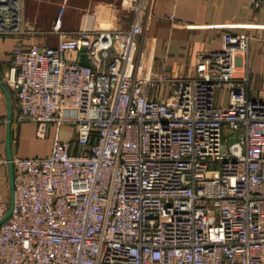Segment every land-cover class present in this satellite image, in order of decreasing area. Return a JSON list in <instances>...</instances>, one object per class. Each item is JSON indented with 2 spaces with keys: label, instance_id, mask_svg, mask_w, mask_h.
I'll use <instances>...</instances> for the list:
<instances>
[{
  "label": "built area",
  "instance_id": "obj_1",
  "mask_svg": "<svg viewBox=\"0 0 264 264\" xmlns=\"http://www.w3.org/2000/svg\"><path fill=\"white\" fill-rule=\"evenodd\" d=\"M144 3L123 0L128 28L73 36L63 4L47 44L25 0H0V33L29 39L13 50L17 119L74 131L48 154L0 152V177L14 173L0 264H264V98L237 75L252 36L225 32L193 71L158 73L141 55Z\"/></svg>",
  "mask_w": 264,
  "mask_h": 264
},
{
  "label": "crops",
  "instance_id": "obj_2",
  "mask_svg": "<svg viewBox=\"0 0 264 264\" xmlns=\"http://www.w3.org/2000/svg\"><path fill=\"white\" fill-rule=\"evenodd\" d=\"M25 3V19L37 28L35 39L47 44L59 41V33L51 29L63 4L62 28L69 36L86 28H128L134 17L123 0H25ZM143 7L144 31L140 41L144 66L148 57H152L155 72L185 74L195 69L202 52L223 46L225 32H247L252 36L251 45L247 57L239 58L237 75L248 71L251 96L264 98V9L251 6L248 0H145ZM20 42L27 44L29 39L0 33V152L7 156L48 154L56 137L73 138L74 131L69 125L58 128L51 123L46 135L40 136L36 122L17 119L16 91L9 78L13 74V50ZM224 92L227 98L222 99ZM218 98L226 103L228 90L220 89ZM8 182L0 177L4 197L11 193Z\"/></svg>",
  "mask_w": 264,
  "mask_h": 264
},
{
  "label": "water",
  "instance_id": "obj_3",
  "mask_svg": "<svg viewBox=\"0 0 264 264\" xmlns=\"http://www.w3.org/2000/svg\"><path fill=\"white\" fill-rule=\"evenodd\" d=\"M81 62L83 63H89V61H87V59L82 56L81 57ZM13 155L12 154H9L8 157H12ZM10 184H11V194H12V197H13V193H14V173H13V166L10 165Z\"/></svg>",
  "mask_w": 264,
  "mask_h": 264
},
{
  "label": "rangeland",
  "instance_id": "obj_4",
  "mask_svg": "<svg viewBox=\"0 0 264 264\" xmlns=\"http://www.w3.org/2000/svg\"><path fill=\"white\" fill-rule=\"evenodd\" d=\"M226 94H227V93H225V92L222 94V99H223V98H227ZM228 94H229V91H228ZM5 181L8 182L9 179H8V180L6 179ZM8 185H10V181L8 182ZM200 202H201V201H200Z\"/></svg>",
  "mask_w": 264,
  "mask_h": 264
}]
</instances>
